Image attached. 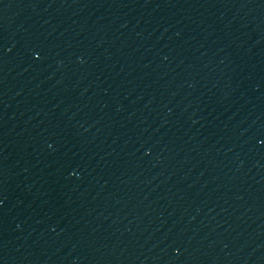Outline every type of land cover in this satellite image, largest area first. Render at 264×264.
<instances>
[{
  "label": "water",
  "instance_id": "obj_1",
  "mask_svg": "<svg viewBox=\"0 0 264 264\" xmlns=\"http://www.w3.org/2000/svg\"><path fill=\"white\" fill-rule=\"evenodd\" d=\"M0 264H264V0H0Z\"/></svg>",
  "mask_w": 264,
  "mask_h": 264
}]
</instances>
